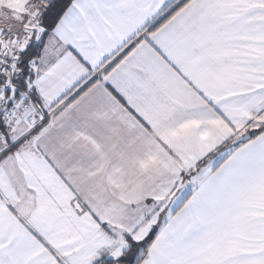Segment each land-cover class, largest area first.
<instances>
[{
  "label": "snow or ice",
  "instance_id": "snow-or-ice-1",
  "mask_svg": "<svg viewBox=\"0 0 264 264\" xmlns=\"http://www.w3.org/2000/svg\"><path fill=\"white\" fill-rule=\"evenodd\" d=\"M0 264H264V0H0Z\"/></svg>",
  "mask_w": 264,
  "mask_h": 264
}]
</instances>
